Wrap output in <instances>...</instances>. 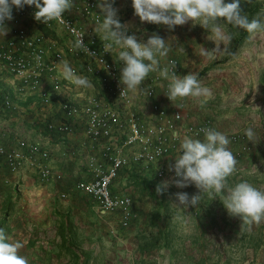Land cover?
<instances>
[{
    "label": "rangeland",
    "instance_id": "rangeland-1",
    "mask_svg": "<svg viewBox=\"0 0 264 264\" xmlns=\"http://www.w3.org/2000/svg\"><path fill=\"white\" fill-rule=\"evenodd\" d=\"M96 1L110 5L107 29L127 25L134 32L127 36L132 45L155 50L158 63L179 61L175 100L167 102L159 90L157 103L168 115L178 109L193 123L213 121L215 135L202 141L218 148L201 156L196 143L182 136V152L171 155L169 166L208 171L210 181L188 182L151 198L121 173L112 190L132 198L136 215L123 229L118 217L98 214L92 200L73 189L84 177L82 168L46 185L33 170L11 174L0 163V264H83L86 258L88 264H264V0ZM67 61V68L76 65L69 55ZM134 101L148 116L150 103ZM14 105L0 108V129L18 120L30 135L39 127L49 136L44 129L57 121V101L49 110L36 100ZM233 133L244 134L251 145L239 158L229 141ZM12 135L1 144L14 147L17 139H28L21 132ZM53 160L51 151L57 171ZM226 163L233 168L228 173Z\"/></svg>",
    "mask_w": 264,
    "mask_h": 264
},
{
    "label": "built area",
    "instance_id": "built-area-1",
    "mask_svg": "<svg viewBox=\"0 0 264 264\" xmlns=\"http://www.w3.org/2000/svg\"><path fill=\"white\" fill-rule=\"evenodd\" d=\"M0 32L7 36L0 39V84L5 85L0 108L14 110V100H36L49 110L57 101V121L47 122L44 132L63 139L79 134L74 154L84 177L73 189L89 197L98 214L118 217L123 229L136 219L132 198L112 190L121 173L153 180L163 189L210 181L208 171L187 173L165 162L182 152V136L196 143L198 155H213L218 148L214 141H202L215 135L213 121L193 123L178 109L168 115L157 103L159 90L167 102L175 100L179 61L169 57L158 63L155 50L129 42L132 32L126 27L105 29L96 0H20L0 5ZM67 55L80 69L66 67L67 79L61 80L58 75ZM79 79L94 82L99 91L67 92L66 83ZM135 99L150 103L148 116L138 111ZM229 141L237 158L251 150L242 133H233ZM0 163L11 174L33 170L46 185L59 183L64 176L50 165V151L42 141L19 138L14 147L0 143ZM66 196L62 193L60 198Z\"/></svg>",
    "mask_w": 264,
    "mask_h": 264
},
{
    "label": "crops",
    "instance_id": "crops-1",
    "mask_svg": "<svg viewBox=\"0 0 264 264\" xmlns=\"http://www.w3.org/2000/svg\"><path fill=\"white\" fill-rule=\"evenodd\" d=\"M8 1V0H7ZM110 8V5L105 1L101 2V5L98 4V10L101 14L102 20L104 22V28L107 29L105 19L108 17L107 9ZM128 30H130L132 33L133 30L131 27L124 25ZM7 38L6 35H3L0 32V39L5 40ZM76 66H80L75 62ZM63 68V67H62ZM66 67H64L63 70L60 71L58 78L61 80L67 79V73H66ZM50 80H47V85L50 84ZM72 82V81H71ZM64 86V84H63ZM65 87V86H64ZM68 91L67 92H78V91H86V94H94L96 93L93 88L91 87V84H86L83 79H79V82H73V83H66L65 87ZM49 113H53V111H50ZM58 118V113H57ZM11 121V119H9ZM12 122V121H11ZM24 123V122H23ZM20 121L16 120L12 123H8V127H6L4 130L0 129V143L2 140H6L9 137L13 136L12 132H21L22 136L27 135V141L29 142H37L42 141L44 145L49 149V151H52V156L54 157V160L52 162L57 163V171H60L63 173V175H76L78 173H82L81 166H80V159L74 154L75 149L80 146V136L77 132L70 134L66 136V138H58L55 135L51 136H42L41 133L43 131H40L41 129L38 127L36 130L31 131V135L27 133V128L23 127L22 125H19ZM25 125H28V123ZM34 126V125H33ZM33 126L28 125V127L32 128ZM27 133V134H26ZM171 157V156H170ZM167 157L165 162L169 164V158ZM228 159H230V156H228ZM223 166H226L227 173L233 170L228 164H223ZM225 171V170H224ZM235 173L238 174V171H235ZM232 175V173H230ZM224 191V190H223ZM223 193V192H222ZM232 194V193H231ZM235 196V194H233ZM213 199L215 197L213 196ZM218 202V201H217ZM217 202L213 203L214 206H217ZM212 204V205H213ZM213 206V207H214ZM141 260V259H140ZM132 264H136V261L133 260Z\"/></svg>",
    "mask_w": 264,
    "mask_h": 264
},
{
    "label": "trees",
    "instance_id": "trees-1",
    "mask_svg": "<svg viewBox=\"0 0 264 264\" xmlns=\"http://www.w3.org/2000/svg\"><path fill=\"white\" fill-rule=\"evenodd\" d=\"M172 10H173V8H172ZM249 24H251V21L250 20H248V22L246 23V26H245V29L247 30V28H248V26H249ZM238 43H239V41H238ZM127 178H128V180H132V182H134L135 183V181H136V186H138V187H140V188H142V190L143 191H145V192H147V194L151 197V198H156V196H157V194L158 193H165V190L160 186V184H158L157 182H155V181H153V180H150V179H143V178H138V177H136L134 174H132V173H129L128 175H127ZM136 220V219H135ZM134 220V221H135ZM133 221V222H134ZM132 222V223H133ZM132 223H131V225H132ZM130 225V226H131ZM156 227H158L157 225H156ZM157 233L159 234V233H162L161 232V230L159 229V230H157ZM150 243H146V244H143V245H141V248H140V250L142 251V252H144V248H145V246L146 245H149ZM83 264H88V260H87V258L86 259H84V261H83Z\"/></svg>",
    "mask_w": 264,
    "mask_h": 264
}]
</instances>
